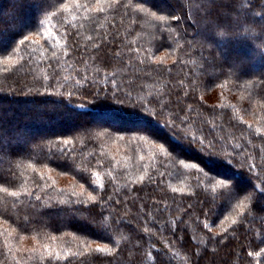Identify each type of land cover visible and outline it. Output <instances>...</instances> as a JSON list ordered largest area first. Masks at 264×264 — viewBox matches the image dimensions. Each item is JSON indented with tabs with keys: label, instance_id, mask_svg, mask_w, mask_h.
Returning a JSON list of instances; mask_svg holds the SVG:
<instances>
[{
	"label": "trees",
	"instance_id": "obj_1",
	"mask_svg": "<svg viewBox=\"0 0 264 264\" xmlns=\"http://www.w3.org/2000/svg\"><path fill=\"white\" fill-rule=\"evenodd\" d=\"M235 253L264 264V0H0V264Z\"/></svg>",
	"mask_w": 264,
	"mask_h": 264
},
{
	"label": "rangeland",
	"instance_id": "obj_2",
	"mask_svg": "<svg viewBox=\"0 0 264 264\" xmlns=\"http://www.w3.org/2000/svg\"><path fill=\"white\" fill-rule=\"evenodd\" d=\"M27 24L29 23V22H26ZM108 121V118L107 117H98L97 119H96V121H98V122H102V121ZM111 123H115L114 125H116L117 123H119V122H117L115 119H113L112 121H111ZM55 127L58 129V128H60L61 126H60V124H57V125H55ZM177 233H179V232H177ZM198 252V255H200V256H202L201 254H200V252L201 251H197ZM238 256H237V254L235 253V254H232L230 257H229V260H228V263H226V264H229V263H231V262H234V261H236V259H238L237 258ZM228 259V258H227ZM202 264H215V262L213 261V262H211L210 260H208L207 262H202Z\"/></svg>",
	"mask_w": 264,
	"mask_h": 264
},
{
	"label": "snow or ice",
	"instance_id": "obj_3",
	"mask_svg": "<svg viewBox=\"0 0 264 264\" xmlns=\"http://www.w3.org/2000/svg\"><path fill=\"white\" fill-rule=\"evenodd\" d=\"M160 19H164V17H160ZM13 195H15V193ZM101 251H103V249H101Z\"/></svg>",
	"mask_w": 264,
	"mask_h": 264
}]
</instances>
